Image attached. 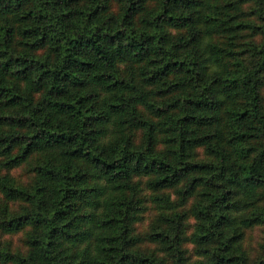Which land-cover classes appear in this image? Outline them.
Returning a JSON list of instances; mask_svg holds the SVG:
<instances>
[{
    "label": "trees",
    "instance_id": "1",
    "mask_svg": "<svg viewBox=\"0 0 264 264\" xmlns=\"http://www.w3.org/2000/svg\"><path fill=\"white\" fill-rule=\"evenodd\" d=\"M263 79L264 0H0V231L26 246L0 263L264 264ZM142 180L195 193L189 236L162 212L141 246Z\"/></svg>",
    "mask_w": 264,
    "mask_h": 264
},
{
    "label": "rangeland",
    "instance_id": "2",
    "mask_svg": "<svg viewBox=\"0 0 264 264\" xmlns=\"http://www.w3.org/2000/svg\"><path fill=\"white\" fill-rule=\"evenodd\" d=\"M248 6V4L244 5L245 10L249 9ZM171 33L175 34L176 32L172 30ZM259 39L260 37L258 35H251L248 30L243 31L241 37H239L238 39V51H246L247 49H249V44H257L259 42ZM241 56V59L247 61L251 58V51L244 52ZM123 66H126V64H123ZM261 94L264 102V81L261 83ZM32 162L34 161L23 163L20 166L11 169V175L19 177L21 180L24 179V183H26L27 181L29 182L32 173L29 171V166ZM140 185L141 189L138 194L142 198V207L138 211L137 217L133 221L132 226L133 231L142 238L141 246L148 249L157 248L156 244L149 242L146 239V234L154 224H160V217L162 212L170 213L173 210L184 211L186 213V216L184 218L183 234L185 236H189L196 223L194 216L190 213V208L196 199L195 193L181 202L176 187L152 190L145 186L143 180ZM154 194L168 195L171 201L170 208L164 209L160 207V203L153 197ZM262 234L263 232L260 227H252L251 229L246 231L245 244L251 254L255 253L254 248L257 247L258 243L261 241ZM6 242H9L11 248L13 249L19 248L24 251L26 249V246L24 244L23 230L12 234L3 233L0 231V244H4ZM182 247L184 248V253L186 254V256H188V258H190L191 260L197 258V254L194 251V245L188 239L183 240Z\"/></svg>",
    "mask_w": 264,
    "mask_h": 264
}]
</instances>
